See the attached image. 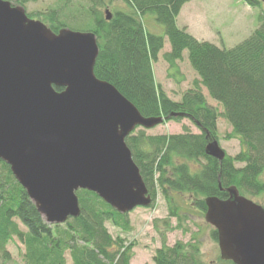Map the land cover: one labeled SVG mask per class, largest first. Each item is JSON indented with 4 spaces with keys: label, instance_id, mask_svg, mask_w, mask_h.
<instances>
[{
    "label": "trees",
    "instance_id": "obj_1",
    "mask_svg": "<svg viewBox=\"0 0 264 264\" xmlns=\"http://www.w3.org/2000/svg\"><path fill=\"white\" fill-rule=\"evenodd\" d=\"M123 1L130 11H115L108 21L101 12L91 8L86 11L85 32L95 34L99 47L94 75L113 85L143 117L182 113L200 132L151 136L137 129L126 137L125 143L152 198L149 209L155 208L159 192L167 205V219L179 222L174 194H187L204 214L205 199L226 200L225 190L231 187L242 196L259 200L264 207V13L258 16V27L229 49L199 41L177 26L176 19L188 0ZM245 1L251 8L261 6L259 0ZM58 12L43 17L54 33L69 25L68 16L60 21ZM147 15L162 27L163 35L145 28L142 18ZM164 37L170 50L162 58L168 66L177 70L176 63L186 51L189 65L198 76L193 89L185 92L179 102L167 98L154 79L152 64L163 49ZM200 87L221 105L222 116L232 128L226 139L237 138L240 143L239 152L233 157L226 155L221 163L205 154L208 141L217 140L219 114L207 105ZM181 119L171 117L167 122ZM180 160L203 163L193 172ZM76 196L80 208L77 218L61 225L47 224L9 166L0 160V253L9 258L6 246L15 236L24 244L27 264H66V251L71 264H130L133 243L126 244L121 236L112 237L106 227L109 223L121 234L130 233L129 214L118 213L93 192L78 190ZM15 220L27 232H22ZM211 235L217 242L215 230ZM152 261L203 264L196 242H176L172 246L163 242L154 251Z\"/></svg>",
    "mask_w": 264,
    "mask_h": 264
},
{
    "label": "water",
    "instance_id": "obj_2",
    "mask_svg": "<svg viewBox=\"0 0 264 264\" xmlns=\"http://www.w3.org/2000/svg\"><path fill=\"white\" fill-rule=\"evenodd\" d=\"M98 53L95 34L54 33L23 7L0 0V160L50 225L80 215L78 190L93 192L120 214L150 207L125 139L137 128L185 118L143 117L94 75ZM205 154L220 163L225 158L215 139ZM225 192L226 200L205 199L204 218L216 231L220 259L264 264V207L234 187Z\"/></svg>",
    "mask_w": 264,
    "mask_h": 264
},
{
    "label": "rangeland",
    "instance_id": "obj_3",
    "mask_svg": "<svg viewBox=\"0 0 264 264\" xmlns=\"http://www.w3.org/2000/svg\"><path fill=\"white\" fill-rule=\"evenodd\" d=\"M15 6H22L30 19L44 22L43 17L51 11H59L58 19L68 16L66 22L68 29L85 31V19H88L86 11L92 9L111 14L115 11L129 12L130 8L123 0H6ZM260 1V0H259ZM264 13V3L259 8H251L245 0H188L182 7L176 21L177 26L186 29L195 39L205 41L218 48H234L245 40L257 27L258 16ZM76 19H73V18ZM45 18V17H44ZM47 19V18H46ZM87 22V21H86ZM142 22L149 32L163 35V29L157 25L151 15L144 16ZM45 23V22H44ZM47 26V25H46ZM79 26V27H77ZM170 50L169 43L164 37L163 49L160 51L157 61L152 64L154 79L167 98L179 102L185 92L193 89L198 76L192 70L188 62L187 52L182 53V59L176 63V69L170 68L163 60V54ZM207 105L216 110L219 117L216 121V135L220 148L228 156H235L240 150V143L237 138L226 139L231 134L232 128L223 118V109L220 104L212 100L207 91L200 87ZM199 134L196 126L186 118L179 121H169L152 129L145 130L147 135H179L185 132ZM181 161V160H180ZM193 172L201 169L203 162H189ZM247 199L261 204L255 198ZM173 201L179 206L177 211L181 221L176 218H168L167 205L161 194L158 192L155 201V208H136L129 213L132 230L128 234H121L117 228L106 223L107 230L112 237L121 236L125 243H133V257L130 264H154L152 257L154 251L161 247L163 242L166 246H172L176 242L193 243L199 245L203 264H228L219 260V248L213 239L211 232L213 228L205 221L204 214L196 209L193 201L187 194H174ZM22 232L27 229L18 223ZM165 221H168L167 225ZM170 228V230H169ZM63 229V227H62ZM9 258L0 253V264H27L23 258L25 247L22 241L13 237L6 246ZM70 253L65 252L67 261L70 264Z\"/></svg>",
    "mask_w": 264,
    "mask_h": 264
},
{
    "label": "crops",
    "instance_id": "obj_4",
    "mask_svg": "<svg viewBox=\"0 0 264 264\" xmlns=\"http://www.w3.org/2000/svg\"><path fill=\"white\" fill-rule=\"evenodd\" d=\"M185 27H186V26H183L182 29H185L186 31L189 30V29H186ZM187 32H188V31H187ZM188 33H189V32H188ZM189 34H190V33H189ZM66 258H67V257H66ZM66 261H67V259H66ZM66 264H69V262L67 261ZM70 264H71V262H70Z\"/></svg>",
    "mask_w": 264,
    "mask_h": 264
}]
</instances>
